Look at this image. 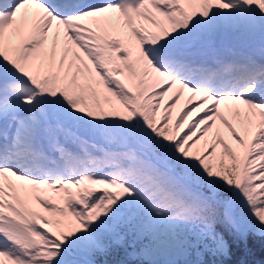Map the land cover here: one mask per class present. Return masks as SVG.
<instances>
[{"label": "snow or ice", "instance_id": "obj_1", "mask_svg": "<svg viewBox=\"0 0 264 264\" xmlns=\"http://www.w3.org/2000/svg\"><path fill=\"white\" fill-rule=\"evenodd\" d=\"M249 234L264 0H0V264H100L129 238L146 264L226 257Z\"/></svg>", "mask_w": 264, "mask_h": 264}, {"label": "trees", "instance_id": "obj_2", "mask_svg": "<svg viewBox=\"0 0 264 264\" xmlns=\"http://www.w3.org/2000/svg\"><path fill=\"white\" fill-rule=\"evenodd\" d=\"M220 230L227 232L223 225ZM230 250L226 257H213L207 248L201 247L200 255L190 252L188 255L170 257L157 256L158 264H168L175 260L176 264H264V238L249 234L247 238L227 236ZM129 238L120 248L115 249L106 257H100V264H146L145 258L137 254L139 245L132 247ZM209 247L210 245L207 244Z\"/></svg>", "mask_w": 264, "mask_h": 264}, {"label": "rangeland", "instance_id": "obj_3", "mask_svg": "<svg viewBox=\"0 0 264 264\" xmlns=\"http://www.w3.org/2000/svg\"><path fill=\"white\" fill-rule=\"evenodd\" d=\"M222 131H223V129H222ZM204 243H205V242H204ZM206 243L209 244V245H211V241H206ZM130 244H131L132 247H135V246H133L132 243H130Z\"/></svg>", "mask_w": 264, "mask_h": 264}]
</instances>
